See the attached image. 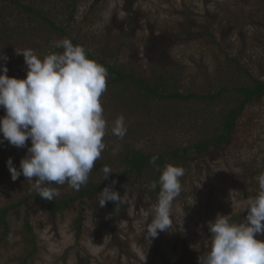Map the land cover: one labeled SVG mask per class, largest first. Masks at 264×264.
Segmentation results:
<instances>
[{
  "label": "rangeland",
  "instance_id": "rangeland-1",
  "mask_svg": "<svg viewBox=\"0 0 264 264\" xmlns=\"http://www.w3.org/2000/svg\"><path fill=\"white\" fill-rule=\"evenodd\" d=\"M40 1L37 0L39 7ZM45 10L50 13L51 8ZM138 10L142 15L137 17ZM186 10L191 13L189 17ZM62 11L61 6L51 15L59 26L68 28L69 39L79 40L97 56L107 39L112 44L106 58L109 63L144 76H152L156 71L153 55L150 59L146 55L151 36L170 38L171 51L165 55L167 70L179 75L183 94L216 92L222 85L238 86L248 81L240 68L264 79V0H79L77 16L70 25L68 15ZM7 14L5 18L10 27L17 17L20 26L28 28V38L19 44L0 38V56L7 57L0 64L7 67L9 77L23 79L26 65L23 55H17L16 51L31 48L43 57L55 50L53 42L61 38L23 12L11 10ZM192 21L198 27L188 31ZM205 25L210 27L215 39L206 34L198 36ZM226 100L211 105L197 100L154 101L144 109L142 104L125 103L124 98L118 102L113 88L107 87L102 105L109 126L103 138L106 147L99 161L114 172L126 145L147 154L187 148L203 138L209 139L219 125V112L226 106ZM252 111L260 117L259 125L246 136L240 130L230 146L226 145L227 153L211 147L204 158L194 161L191 157L184 163H171L184 168L180 178L182 191L173 201L171 213L175 223L166 231L168 242H160L158 255L152 252L153 238L146 236L149 211L140 201L139 192L133 194L127 213L117 223L116 233L125 240L121 255L116 248L108 246V231L102 236L98 232L106 210H100L104 214L100 215L92 200L84 199L70 202L62 213L51 216L31 199L37 194L36 178L28 180L21 174L13 181L6 161L7 170L0 182V206L17 204L23 199L29 202L27 207L21 205L11 211V232L3 241L0 229V264H23L32 252L24 228L28 206H31L29 220L38 248L26 264H198V257L210 246L212 234L208 222L214 221L217 214L229 215L232 222H242L247 216V198L258 191L257 180L253 184L247 182V186H236L242 172L238 154L241 152V157H251L260 163L264 157V102ZM120 115L124 116L127 127L123 139L111 133L112 123ZM30 146V140L23 148L4 140L0 143V153L9 152L7 160L11 158L13 166L19 169ZM208 168L216 183L209 181ZM98 174L104 180L103 173L98 171ZM51 187L57 188V185ZM59 192L57 198H75L78 190L67 186ZM183 204L187 206L185 209ZM256 238L264 240V234H257Z\"/></svg>",
  "mask_w": 264,
  "mask_h": 264
},
{
  "label": "clouds",
  "instance_id": "clouds-1",
  "mask_svg": "<svg viewBox=\"0 0 264 264\" xmlns=\"http://www.w3.org/2000/svg\"><path fill=\"white\" fill-rule=\"evenodd\" d=\"M51 51L40 57L35 50L25 48L16 51L22 54L26 65V77H9L8 69L0 64V108L5 115L0 117V133L3 139L17 148L26 146L27 154L20 161L19 169L12 159L7 167L13 181L21 174L33 181L39 197L52 201L60 195L51 185L67 184L79 190L88 183L95 162L101 158L106 145L108 121L104 116L102 97L107 91V68L89 56L83 45L73 44L65 37L53 42ZM0 60L7 57L0 56ZM111 133L123 139L127 133L125 118L118 116L111 126ZM158 155L149 161L156 165ZM103 179L112 169L102 168ZM184 168L166 164L157 181L150 184L156 189L159 184L157 203L152 207V219L146 227V236L155 238L159 231H168L172 224L173 201L180 195V178ZM256 180V195L247 198L246 219L236 223L229 215L217 214L208 222L211 240L207 252L198 257V264H264V172ZM115 184V181H113ZM123 196L106 186L98 194V204L121 203Z\"/></svg>",
  "mask_w": 264,
  "mask_h": 264
},
{
  "label": "trees",
  "instance_id": "trees-1",
  "mask_svg": "<svg viewBox=\"0 0 264 264\" xmlns=\"http://www.w3.org/2000/svg\"><path fill=\"white\" fill-rule=\"evenodd\" d=\"M40 2L42 6L39 7L37 5V0H0V38L9 40L13 44H19L20 41H24L28 38V28L26 29L20 26L22 24L16 16L14 26L10 27L8 25L9 23L5 17L11 10L23 12L31 18L37 19L51 34H56L60 38H68L69 36L66 32L68 28L59 26L51 13L53 10L62 6V13L68 15V24L70 25L77 16L79 0H41ZM47 6L51 8L50 13L48 10H45L49 9L46 8ZM138 11L139 12L135 14L137 17L142 15L140 10ZM187 11L188 10H186V12ZM186 14L188 17L191 15L190 12ZM190 23L188 31L198 27L196 22L192 21ZM204 34L211 39H215L209 26L205 25L199 30V37H203ZM164 38L165 39H159L154 35L150 38L146 55L149 59L150 56L153 55L154 61L157 64L156 71L152 76H144L138 71L129 72L124 66L109 63L106 58L111 53L108 50L112 47V44L107 39L103 41L104 44L102 47L104 48H101L98 56L97 54H92L86 48L85 49L88 51L91 58L96 59L107 68L109 73L107 87L113 88L114 97L118 102L124 98L125 103L142 104L144 109H147V107H149L148 105H151L154 101L170 103L197 100L211 105L216 101H222L226 98L227 104L222 111L219 112V125L214 133L209 136L210 138H203L197 144L187 148H174L166 152H151L147 154L136 150L131 145H126L118 157L116 171L109 174L107 179L100 180L98 171L102 172L103 166L107 164L97 160L90 173L91 176H89L87 185L81 186L75 198L71 196L67 198L55 197L54 200L47 201L39 197L38 194L31 196L33 202L51 216L62 213L72 201H81L84 199L92 200L93 204H95L94 208L99 210L100 215L103 214L100 210L107 211V215L103 214L105 219L102 220L100 226L101 230L99 229L98 232L101 233L102 236L105 230L108 231V246L116 248L121 255L124 253L121 246L125 240L121 237L120 233H116L118 227L117 223L118 220L127 213L133 194L139 192L140 201L143 202L145 208L149 211V218L146 223L148 225L152 219V207L157 203L160 190L158 183L154 190L150 188V184L153 181L158 182V178L165 165L171 164L172 162L176 164L184 163L191 157H193L194 161L204 158L211 147H215L217 150L227 153L228 150H225L226 145L230 146L229 144L236 139V135L240 130L243 132V135L246 136L249 134V130L253 132V130L257 128L259 125L257 120L260 117L252 110L257 106L261 107L264 102V79L253 76L247 69L244 70L242 68L240 69L248 78V81L242 82L238 86L230 88L226 85H222L216 92H204L203 94L181 93L182 80L179 75L173 71L168 72L169 70H167L168 61L165 55L170 53L172 41H170V38ZM72 42L73 44L83 45L79 40H72ZM219 50L222 49L219 47ZM55 51L60 50L55 49ZM230 59L233 61L232 58ZM219 64H221V62ZM202 65L205 64L203 63ZM220 71L223 70L219 69V72ZM132 91H134L135 94H132ZM0 113L2 114H0V117H3L5 114L3 108H0ZM262 116L264 117V113H262ZM234 149H237L235 145ZM8 153L7 151L3 154L0 153V182L3 180L4 173L7 170L6 161ZM153 155H158L159 157L155 166L149 163ZM237 158L242 172L238 175L239 178L236 182V186H247V182L251 184L255 183L256 177L261 172H264V157L261 163L260 160L251 159V157H241V152L238 154ZM207 172L209 181L216 183L212 170L208 168ZM113 181H115V184H113ZM67 186V184L63 186L57 185V189L59 191V189L61 190ZM106 186H111L113 190L123 196L121 203L118 204V202L110 201L107 202L104 207L99 206L98 194ZM236 186L235 189L238 188ZM120 187H124V190H121ZM28 202L29 199H23L17 204H10L6 207L0 206L2 241L5 240L11 232L9 220L11 211L17 209L21 205H26L27 207ZM185 207L187 206L183 204L184 209ZM30 210L31 206H28L27 212L25 213L24 228L29 239V244L32 247V252L25 257L23 264L28 263L27 261L36 253L38 248L34 230L29 220ZM174 218L175 216L172 214V225L175 223ZM78 223L79 221L76 220L77 225ZM165 236L166 231L158 230V236L153 238V248H151L154 255L159 254L157 249L159 248L158 246H160V242L161 244L164 243V241L168 242ZM125 243L128 245V242ZM165 244L169 245V243Z\"/></svg>",
  "mask_w": 264,
  "mask_h": 264
}]
</instances>
